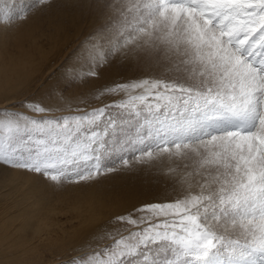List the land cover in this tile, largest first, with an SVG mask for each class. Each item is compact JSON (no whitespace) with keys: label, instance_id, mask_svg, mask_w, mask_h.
Here are the masks:
<instances>
[{"label":"snow or ice","instance_id":"snow-or-ice-1","mask_svg":"<svg viewBox=\"0 0 264 264\" xmlns=\"http://www.w3.org/2000/svg\"><path fill=\"white\" fill-rule=\"evenodd\" d=\"M55 3L34 0L39 10ZM77 7L108 16L111 31L82 45L64 75L69 85L99 78L117 59L147 75L102 86L99 107L81 99L85 108L70 115H39L54 109L26 89L6 94L0 167L63 188L138 165L175 166L172 197L113 213L67 264H264V0H80ZM0 19L26 15L0 9ZM83 59L86 73L77 71ZM109 96L120 100L104 103Z\"/></svg>","mask_w":264,"mask_h":264},{"label":"rangeland","instance_id":"rangeland-1","mask_svg":"<svg viewBox=\"0 0 264 264\" xmlns=\"http://www.w3.org/2000/svg\"><path fill=\"white\" fill-rule=\"evenodd\" d=\"M79 2L80 0H56L53 7L39 10L34 6V0H10L9 2L6 0L0 1L1 4L7 3V11L13 15H19L21 13L26 15V19H16L11 23L0 19V66L8 64L11 58L21 59L22 55L28 51L32 53V34L35 37L38 36L35 43L37 45L39 43V45L45 49L48 48L50 43L48 36L53 35L57 27L58 29L61 28L60 31L68 38V42L65 44L66 46H59L61 47V51L54 52L52 61L48 62L49 60L44 61L39 58L37 59L40 63L35 69L34 76L28 81V83L10 89L9 93L0 94V107H3L5 104L3 98L6 94L14 96L15 93L25 89L28 96L36 100H42L45 105L53 107L54 110L52 112L46 113L48 116L74 114V110L77 107L85 108V104L80 103L81 99L87 101L88 107L100 106L99 102L94 98L95 91L94 93L84 92L87 87L90 88L89 86H91L94 78L85 77V79L77 80L71 85H69V82L64 78L66 70L70 69V67L76 63L77 57L84 52L82 45L87 47L86 42L90 39L100 41L101 36L106 38L111 31L105 30L109 23L108 16L99 14L90 15L77 7ZM0 9L2 8L0 7ZM74 30L76 31L74 32ZM101 43L103 42L101 41ZM49 53H51V51ZM103 54V47L95 53L97 57H100ZM88 68L89 61L87 59H83L81 60L80 67L77 68V71L81 72V70H84L87 72ZM100 72L108 79V83L106 85H111L115 82H132L147 75L143 68L135 61L119 59L114 60L110 66L103 68ZM4 74H6L5 71H3V77L0 80V84L2 83V85H8L9 81L6 79L7 76ZM28 85H31V87H28ZM56 92L58 94L57 96L55 94ZM61 94H63L65 98L64 100L60 99ZM113 100L119 102L120 97H106L104 98V103H110ZM69 105H71V107H69ZM57 107L61 110L56 111L55 108ZM19 110L24 111V109ZM112 112L115 114L116 109H112ZM28 115L36 114L28 113ZM129 134H131V129H129ZM170 166L174 167L175 165L168 160L155 163V166L147 164L138 165L131 171L112 174L108 177L101 178L97 183L90 186L81 187L66 185L63 188H60L39 176H36V178L33 177L32 180L33 182H36L35 184L38 186L42 194L49 199L50 203H52L59 210L64 209L63 205L65 203L74 202L78 196H81L82 193H85L89 189L100 190L101 193L106 189L109 190L111 195L115 194L116 196L123 198L125 195L124 189L126 187L129 188L130 192H133L136 189H140L134 188L133 185L143 184L144 182V195L146 197H142L143 194L141 193V189L134 192L138 198L136 206H139L145 202H164L173 196L172 181L169 178L170 175L168 177H164L162 174L169 172ZM4 169L9 168L1 167L0 170V191H3V193L1 192L2 195L6 193L8 194L9 192L6 182L7 176H10L9 174L11 173ZM5 173L8 175H5ZM26 177L24 178L26 179ZM2 211H5V209L0 208V217L6 216L7 214H4ZM54 215V217H56L59 221L64 222L63 228L65 229H68L72 224H79L76 220L71 219V216L68 213L62 212ZM10 234H13L12 239L16 238L20 235L19 229L17 232L14 231ZM65 234H68V230H65L64 232H54L51 235L54 238L53 246L40 247L37 254L38 256L18 254V257L23 258L27 264H52L53 262H60L62 257L66 255L68 256L64 259L66 262L63 260L64 262H60L58 264H67L68 260L73 255L67 253V250L63 251L62 249L64 247L62 237ZM124 234L127 235L126 232Z\"/></svg>","mask_w":264,"mask_h":264},{"label":"bare ground","instance_id":"bare-ground-1","mask_svg":"<svg viewBox=\"0 0 264 264\" xmlns=\"http://www.w3.org/2000/svg\"><path fill=\"white\" fill-rule=\"evenodd\" d=\"M6 1L9 2L10 0ZM0 7L7 10V3H0ZM60 30L61 28L58 29L57 27L54 34L48 36L50 43L47 49L40 46L39 43L37 45L35 42L38 36L35 37L32 34V53L28 51L29 53H24L21 59L11 58L8 64L0 66V80L3 77V71H5L6 74L4 75L7 76L6 79L9 81L8 85L0 84V94L9 93L10 89L28 83L40 63L37 60L38 58L44 61L49 60L48 62L53 60L54 52L61 51L59 46H64L68 42V38ZM50 51L51 53H49ZM81 72L86 71L81 70ZM107 83V77L100 72L99 78H94L91 86H89L90 88L87 87L84 92L94 93L95 90L105 86ZM55 94L56 96L58 95L57 92ZM4 170L11 173L9 174L10 176H7L6 182L9 188L8 194L2 195L3 191H0V208H4L5 211L2 212L7 214L4 217H0V264H27L23 258L18 257V254L37 255L40 247L53 246L54 238L51 235L54 232H64L65 230H68V234L62 237L64 245L62 249L63 251L67 250L70 255H74L73 249L83 243L82 241L86 239L87 235L97 225L106 222L113 213L121 212L125 208H130L137 204L138 198L134 192L141 189L142 197H146L144 195V182L143 184L133 185L134 188H140L133 192H130L129 188L126 187L123 198L115 194L111 195L109 190L106 189L101 193L100 190L88 188L89 190L78 196L74 202L65 203L63 205L64 209L59 210L42 194L35 184L36 182H33L32 178H36L37 175L16 169ZM162 174L164 177L170 175L169 172ZM23 176L29 178L26 177L25 179ZM62 212L70 214L71 219L76 220L79 224H72L68 229L63 228L64 222L54 217V214ZM18 229L20 235L12 239L13 234L10 233L17 232ZM64 253L67 254L66 252ZM66 257L68 256L64 255L60 262H64ZM60 262H53L52 264Z\"/></svg>","mask_w":264,"mask_h":264}]
</instances>
